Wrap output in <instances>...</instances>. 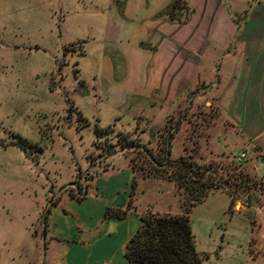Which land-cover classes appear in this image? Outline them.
I'll list each match as a JSON object with an SVG mask.
<instances>
[{
	"label": "rangeland",
	"instance_id": "rangeland-1",
	"mask_svg": "<svg viewBox=\"0 0 264 264\" xmlns=\"http://www.w3.org/2000/svg\"><path fill=\"white\" fill-rule=\"evenodd\" d=\"M258 1L222 0L237 21ZM145 4L158 8L161 1ZM123 5L0 0V264H125L126 243L142 215L176 216L190 206L184 190L143 177L139 165L151 164L146 149L157 155L167 146L171 160L185 157L223 178L238 163L242 142L225 138L215 95L200 84L166 111L161 96L141 105L129 97L115 107L104 100L109 81L100 69L104 53L114 55L106 26ZM179 5L176 21L185 22L202 2ZM125 13L124 24L132 27L141 17ZM108 127L98 146L120 142L110 157L95 145V129ZM17 136L31 147L17 146ZM129 138L140 139L138 146L129 147ZM256 160L246 157L239 168L260 181L264 163ZM225 188L208 191L187 214L201 264H264V191L246 204L249 194L233 198ZM84 191V200L70 198ZM129 198L134 210L125 220L103 218L107 208H127Z\"/></svg>",
	"mask_w": 264,
	"mask_h": 264
},
{
	"label": "crops",
	"instance_id": "crops-1",
	"mask_svg": "<svg viewBox=\"0 0 264 264\" xmlns=\"http://www.w3.org/2000/svg\"><path fill=\"white\" fill-rule=\"evenodd\" d=\"M160 1L158 8H146L145 0H114L124 4L126 15L134 11L141 17L132 27L124 24L117 8L107 23L105 41L114 55L104 53L100 69L102 79L109 81L101 89L104 100L115 107L129 97L141 105L161 96L166 111L200 84L215 95L225 138L239 140V152L264 163V0L255 2L240 21L229 13L227 2L200 0L202 5L185 22L156 19L170 2ZM243 6L241 2L234 10L239 13ZM117 70L119 81L112 76Z\"/></svg>",
	"mask_w": 264,
	"mask_h": 264
},
{
	"label": "trees",
	"instance_id": "trees-1",
	"mask_svg": "<svg viewBox=\"0 0 264 264\" xmlns=\"http://www.w3.org/2000/svg\"><path fill=\"white\" fill-rule=\"evenodd\" d=\"M180 2L181 0H171L165 8L157 13L155 18H167L168 20L176 21L178 18L177 12L182 8V6L179 5ZM120 14L122 16L123 10H120ZM111 129V127L105 130H100L99 128L95 129L97 133L95 145L98 150H101L107 157L112 156V154L116 152V146L120 143L117 142L115 144L107 142L104 146H98L100 139L108 136L109 133L106 131H111ZM122 139L126 140V137L123 136ZM15 140L17 146L21 148L25 146L27 148L31 147L27 141L19 136H17ZM136 140L139 142L140 139ZM135 142L134 138V140L131 139L127 143L129 144L128 146L133 149L135 146H138V142ZM145 152L151 164L149 166L139 165L143 173L146 174L143 177L146 178L151 175L154 179L165 180L172 183L178 189L184 190L187 194L186 199L190 206L186 207L184 214L176 216H170L168 214L155 215L151 213L142 215L140 217L139 228L126 243L124 250L125 264H201L196 253L197 251L192 235L193 232L187 215L191 211L190 207L192 209L193 206L201 203L202 199L207 197L208 191L214 189L226 187L225 189H228L229 194L232 195L233 198H235L234 192L239 193L238 191H241L247 193L249 197L244 200L246 204L250 199L256 200V194H260L264 191V180L258 181L249 178V175L239 168L240 163H232V173L226 178H223L222 176H217L214 169L195 165L185 157L175 161L171 160L169 158L170 151L167 146H165L164 149H160L157 155L152 154V152L147 149ZM132 169L136 172L134 164L132 165ZM247 190H251L252 192L249 193ZM80 195L81 193H79V196ZM85 195L86 192L84 191V195L80 198L75 196V194L70 195V198L80 202L84 200ZM236 195L240 198L239 194ZM132 209L134 210L133 200L129 198L127 208H107L103 218L121 220L125 218Z\"/></svg>",
	"mask_w": 264,
	"mask_h": 264
},
{
	"label": "built area",
	"instance_id": "built-area-1",
	"mask_svg": "<svg viewBox=\"0 0 264 264\" xmlns=\"http://www.w3.org/2000/svg\"><path fill=\"white\" fill-rule=\"evenodd\" d=\"M246 153L245 152H239V154L236 155V162H244L246 160ZM262 240L264 241V236H262Z\"/></svg>",
	"mask_w": 264,
	"mask_h": 264
}]
</instances>
